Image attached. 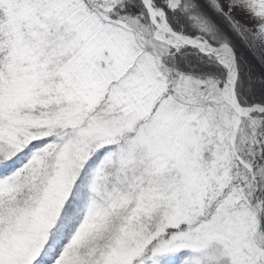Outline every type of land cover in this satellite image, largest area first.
<instances>
[{
  "label": "snow or ice",
  "instance_id": "snow-or-ice-1",
  "mask_svg": "<svg viewBox=\"0 0 264 264\" xmlns=\"http://www.w3.org/2000/svg\"><path fill=\"white\" fill-rule=\"evenodd\" d=\"M242 44L264 0H0V264H264Z\"/></svg>",
  "mask_w": 264,
  "mask_h": 264
},
{
  "label": "trees",
  "instance_id": "trees-1",
  "mask_svg": "<svg viewBox=\"0 0 264 264\" xmlns=\"http://www.w3.org/2000/svg\"><path fill=\"white\" fill-rule=\"evenodd\" d=\"M228 43H232L231 39L228 40ZM236 50L238 68L245 70V75L250 74L251 70H254L260 79H264V75H261V70H259L258 64L261 63L264 54V47L259 45L253 47L247 44H242L239 47L233 46ZM190 55H196L191 53ZM199 64L202 66V69L208 73L219 74L220 66L214 59L209 57H204L200 59L198 57Z\"/></svg>",
  "mask_w": 264,
  "mask_h": 264
},
{
  "label": "rangeland",
  "instance_id": "rangeland-1",
  "mask_svg": "<svg viewBox=\"0 0 264 264\" xmlns=\"http://www.w3.org/2000/svg\"><path fill=\"white\" fill-rule=\"evenodd\" d=\"M232 49L234 50L236 66L238 67V65H237L238 64V60H237L236 50L233 47H232ZM261 59H262V61H261V63L258 64V67H259V70H261V72L264 73V54H263V58H261Z\"/></svg>",
  "mask_w": 264,
  "mask_h": 264
},
{
  "label": "water",
  "instance_id": "water-1",
  "mask_svg": "<svg viewBox=\"0 0 264 264\" xmlns=\"http://www.w3.org/2000/svg\"><path fill=\"white\" fill-rule=\"evenodd\" d=\"M232 52H233V54H234V50L232 49ZM235 63H236V61H235Z\"/></svg>",
  "mask_w": 264,
  "mask_h": 264
}]
</instances>
